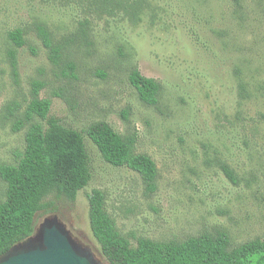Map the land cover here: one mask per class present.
Returning a JSON list of instances; mask_svg holds the SVG:
<instances>
[{
    "label": "rangeland",
    "instance_id": "374dc122",
    "mask_svg": "<svg viewBox=\"0 0 264 264\" xmlns=\"http://www.w3.org/2000/svg\"><path fill=\"white\" fill-rule=\"evenodd\" d=\"M40 26L60 48L56 64ZM15 29L21 48L7 37ZM134 69L159 84L156 106L130 86ZM33 82L44 85L38 99L50 101L49 116L83 134L91 180L73 203L51 198L55 210L35 216L32 237L55 216L107 264L88 218V195L99 190L133 247L219 231L231 247L264 239V0H0V165L24 152L27 126L12 127ZM99 122L134 137V153L155 163L154 193L138 173L104 162L85 135ZM5 195L0 179V202Z\"/></svg>",
    "mask_w": 264,
    "mask_h": 264
},
{
    "label": "trees",
    "instance_id": "16d2710c",
    "mask_svg": "<svg viewBox=\"0 0 264 264\" xmlns=\"http://www.w3.org/2000/svg\"><path fill=\"white\" fill-rule=\"evenodd\" d=\"M38 35L43 47L49 50L50 61L56 64L60 48L53 46L44 27H38ZM7 37L16 48L25 44L20 29L10 31ZM8 56L15 76V52L10 51ZM69 69L73 71L74 65L70 64ZM128 81L144 105L156 106L160 91L156 81L136 69L131 71ZM43 86L41 82L32 83V99L12 127L16 133L27 126L25 149L18 155L17 165H0V179L6 184L5 200L0 202V256L33 235L38 213L54 212L51 198L73 203L91 180L83 134L49 116L50 101L38 99ZM18 109V104L7 108L10 116ZM36 119L41 123H34ZM85 135L105 163L138 173L146 192H155L157 168L148 156L134 153V137H121L104 122L89 126ZM88 206L90 231L107 264H264V239L231 247L228 235L221 231L180 242L138 239L133 247L117 232L106 213L101 191L93 190L88 195Z\"/></svg>",
    "mask_w": 264,
    "mask_h": 264
},
{
    "label": "water",
    "instance_id": "95a60500",
    "mask_svg": "<svg viewBox=\"0 0 264 264\" xmlns=\"http://www.w3.org/2000/svg\"><path fill=\"white\" fill-rule=\"evenodd\" d=\"M0 264H102L88 247L75 243L57 217L45 219L37 237L12 246Z\"/></svg>",
    "mask_w": 264,
    "mask_h": 264
}]
</instances>
